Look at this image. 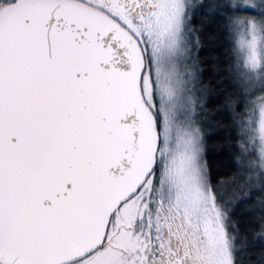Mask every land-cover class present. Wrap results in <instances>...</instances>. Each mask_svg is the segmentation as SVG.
I'll list each match as a JSON object with an SVG mask.
<instances>
[{
	"label": "snow or ice",
	"instance_id": "1",
	"mask_svg": "<svg viewBox=\"0 0 264 264\" xmlns=\"http://www.w3.org/2000/svg\"><path fill=\"white\" fill-rule=\"evenodd\" d=\"M0 264H264V0H0Z\"/></svg>",
	"mask_w": 264,
	"mask_h": 264
}]
</instances>
